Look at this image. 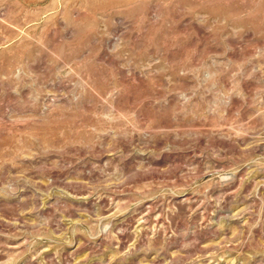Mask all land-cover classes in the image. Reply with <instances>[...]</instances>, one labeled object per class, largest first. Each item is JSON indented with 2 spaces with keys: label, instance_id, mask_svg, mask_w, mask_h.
Here are the masks:
<instances>
[{
  "label": "rangeland",
  "instance_id": "obj_1",
  "mask_svg": "<svg viewBox=\"0 0 264 264\" xmlns=\"http://www.w3.org/2000/svg\"><path fill=\"white\" fill-rule=\"evenodd\" d=\"M0 264H264V0H0Z\"/></svg>",
  "mask_w": 264,
  "mask_h": 264
}]
</instances>
